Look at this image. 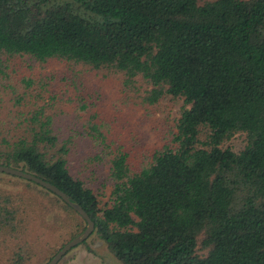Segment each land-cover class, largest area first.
<instances>
[{"label":"trees","instance_id":"16d2710c","mask_svg":"<svg viewBox=\"0 0 264 264\" xmlns=\"http://www.w3.org/2000/svg\"><path fill=\"white\" fill-rule=\"evenodd\" d=\"M49 63L76 89L84 72L122 75L128 88L138 79L152 87L145 105L170 96L189 108L136 168L95 115L89 129H65L50 89L57 73L36 72ZM81 100L79 118L91 108ZM239 134L245 146L235 152L226 144ZM83 137L102 151L80 160L110 164L105 205L71 172ZM0 165L66 193L121 264H264V0H0ZM17 179L76 216L72 239L84 232L60 197ZM20 198L0 192V248L11 264L41 249Z\"/></svg>","mask_w":264,"mask_h":264},{"label":"rangeland","instance_id":"374dc122","mask_svg":"<svg viewBox=\"0 0 264 264\" xmlns=\"http://www.w3.org/2000/svg\"><path fill=\"white\" fill-rule=\"evenodd\" d=\"M207 1L214 0H199L201 4ZM36 68V72L43 74L57 73L54 75L55 78L50 79V89L61 97L56 109L59 112L58 119L65 129L71 125L80 130L89 129V119L95 115L91 121L102 126L107 143L111 144V141H114L117 145L124 146V151H127L133 167L136 168L141 165L147 152L153 153L168 144L169 131L175 128L182 110L189 108L183 99H173L170 96H166L154 106L145 105L142 98L146 90L152 87L141 79H138L133 87L128 88L124 86L122 75L84 72L76 77L80 84L76 89L73 78L67 81L63 79L64 75L61 74L63 66L49 63L45 68L40 66ZM83 98L86 99L85 104L91 108L89 111L81 112L82 117L79 118L76 117V108L79 100L82 99L84 103ZM226 146L235 152L241 151L245 146V136L242 134L235 136ZM101 151L102 148L89 137H83L80 140V153L74 158L71 172L75 177H80L91 184L105 205L113 189V182L109 176V161L89 164L85 160H80L86 154ZM0 192L11 195L18 203L20 201L23 203L21 196L28 205L29 216L32 215L36 221V235L32 234V237L41 235V249L27 264H47L60 249L73 240L72 224L77 223L76 216H72L63 208L52 207L51 196L45 195L42 188L29 186L23 180L0 174ZM28 228L31 230L30 226ZM55 250L57 252L53 255ZM10 257V252L1 247L0 264H11ZM59 264L121 263L103 242L92 236L86 243L71 250Z\"/></svg>","mask_w":264,"mask_h":264},{"label":"water","instance_id":"95a60500","mask_svg":"<svg viewBox=\"0 0 264 264\" xmlns=\"http://www.w3.org/2000/svg\"><path fill=\"white\" fill-rule=\"evenodd\" d=\"M0 173L34 182L35 184L47 189L48 191H51L52 193L60 197L65 203H67L74 211H76L86 221L87 227L85 231L81 235H79L78 237L67 243L62 249H60L58 253L47 264H59L61 260L71 250L81 245L91 237V235L95 230V223L92 221L90 216L79 204L73 202L71 198L66 193L61 191L58 187L29 172L14 167L0 165Z\"/></svg>","mask_w":264,"mask_h":264}]
</instances>
